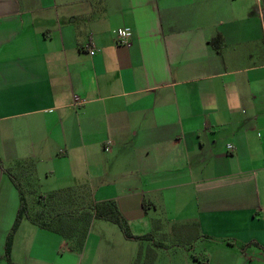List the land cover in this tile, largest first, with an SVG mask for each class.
Wrapping results in <instances>:
<instances>
[{"label":"crops","instance_id":"crops-1","mask_svg":"<svg viewBox=\"0 0 264 264\" xmlns=\"http://www.w3.org/2000/svg\"><path fill=\"white\" fill-rule=\"evenodd\" d=\"M16 162L189 239L150 264H264V0H0V264ZM139 241L94 218L75 250L23 218L10 258L145 264Z\"/></svg>","mask_w":264,"mask_h":264},{"label":"trees","instance_id":"trees-1","mask_svg":"<svg viewBox=\"0 0 264 264\" xmlns=\"http://www.w3.org/2000/svg\"><path fill=\"white\" fill-rule=\"evenodd\" d=\"M6 172L15 186L19 198L15 219L5 242L4 257L8 264H16L10 258L11 241L23 218H27L39 228L60 234L75 250H80L83 247L90 223L94 218L115 223L127 238L153 241L152 232L141 235L132 234L116 201L110 199L95 202L86 186L58 188L44 195L36 190L32 162H16L12 169ZM182 227L191 229L190 226ZM178 230L180 229H173L176 235H178ZM161 245L163 244L153 241L152 247L145 248V264H150L153 261L156 253L154 247ZM141 254L142 248L139 249L135 259L136 264L139 263Z\"/></svg>","mask_w":264,"mask_h":264},{"label":"rangeland","instance_id":"rangeland-1","mask_svg":"<svg viewBox=\"0 0 264 264\" xmlns=\"http://www.w3.org/2000/svg\"><path fill=\"white\" fill-rule=\"evenodd\" d=\"M12 166H13L12 163H5L4 164V170L10 171L12 169ZM6 171H5V174L7 173ZM6 175L9 178L8 174H6ZM9 180H10V178H9ZM56 185H58V184H55V182L52 180L50 183L49 182L43 183L42 187H40L38 184H36L35 187H36V190L39 193L46 195V194L50 193L53 189H57L58 186H56ZM12 194H15V196L18 198V192H17V190H16L14 185H12ZM159 231L154 234L153 241L160 242L163 245L164 244L165 245H171V246H174V244L175 245H178V244H183L184 245L186 243V241H189V239L185 238L186 236L184 237V235L183 236L182 235H176L174 233V231L172 230V226L171 225L169 227L164 228L160 232ZM153 241H152V244H153ZM202 242L203 241L199 240V241H196V242L192 243L194 245L190 246L191 247L190 248V253L191 254L200 253V249L199 248L203 244ZM138 244H139V246H142V245L145 244V248L147 246L146 242L139 241Z\"/></svg>","mask_w":264,"mask_h":264},{"label":"built area","instance_id":"built-area-1","mask_svg":"<svg viewBox=\"0 0 264 264\" xmlns=\"http://www.w3.org/2000/svg\"><path fill=\"white\" fill-rule=\"evenodd\" d=\"M115 39L117 44H123L127 45L129 44V38L131 36V29L129 27H119L113 31ZM98 50L96 48H91L89 50V54L93 55L97 52ZM231 145H228V148H231Z\"/></svg>","mask_w":264,"mask_h":264}]
</instances>
